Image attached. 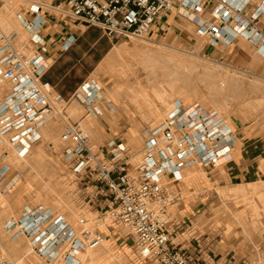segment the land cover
Masks as SVG:
<instances>
[{
	"label": "built area",
	"instance_id": "2783aa9c",
	"mask_svg": "<svg viewBox=\"0 0 264 264\" xmlns=\"http://www.w3.org/2000/svg\"><path fill=\"white\" fill-rule=\"evenodd\" d=\"M23 1L26 7L21 9L20 21L32 48L35 44L44 49L39 37L45 23L44 9L84 26H96L108 37L124 42L166 32L171 13L185 19L196 13L199 20L194 22V32L198 38L218 46L242 36L264 55V28L258 23L264 14V0H258L251 10H245L247 1L236 5L237 0ZM13 39V34L7 35L0 27V85L8 86L0 95V136L7 137L17 153L24 155L41 141L40 127L63 98L41 79L39 52L33 49L29 55L20 53L13 47ZM70 43V39L64 40L62 48L67 49ZM93 85L91 81L90 85L84 82L80 86L88 98ZM81 101L96 116L115 111L102 95L93 93L88 101ZM233 136L232 128L217 110H206L198 102L175 100L166 118L147 130L141 160L133 168L127 163L130 147L123 141L113 143L106 153L94 152L78 124L65 119L59 138L67 145L68 170L84 190L91 187L92 195L110 202L105 204L107 209L99 220L107 216L113 224L130 228L141 260L153 264H215L216 255L198 237L184 245L171 240L175 229L169 208L179 197L173 184L184 178V169L194 164L217 165L233 150ZM8 171L9 164L2 163L0 178ZM92 195L85 198L93 204ZM46 210L24 207L18 219L8 220L5 225L11 238L25 236L41 260H54L60 246L66 244L64 262L78 264V251L92 250L110 240L88 227L78 233L67 220L52 217ZM85 222V218L80 219L81 224ZM0 264L13 263L0 259Z\"/></svg>",
	"mask_w": 264,
	"mask_h": 264
},
{
	"label": "rangeland",
	"instance_id": "374dc122",
	"mask_svg": "<svg viewBox=\"0 0 264 264\" xmlns=\"http://www.w3.org/2000/svg\"><path fill=\"white\" fill-rule=\"evenodd\" d=\"M16 1L20 7L22 6L21 8L26 7L24 1ZM2 3H4L3 0H0V7ZM183 18L180 16V21L172 20V24L166 32L158 35L150 34L145 38L160 40L169 46L193 52L195 56L190 53L183 54L186 57L184 59H194L197 64L202 66L208 64L215 68L214 73H205L204 70L202 71L203 68L201 69L202 66L195 65V69L188 59L185 60L187 65L185 62L179 65V62H175V59L180 56L178 52L174 53L177 58L173 56L172 62L170 59H168L169 61L166 59V63L163 62L164 60H161L162 63L159 61L161 65L158 61L156 64L154 63L156 61H149L142 53H135V55H131V58H115L116 56L111 57L110 54L87 81L95 80L102 89L106 90H111L114 83H117L116 92L119 93L117 103L105 94L104 89L102 96L109 100L116 110V113L111 116L114 118L120 115L125 116V120H128L129 126L133 128L132 131L129 130V127V132L125 130V134L122 135H104L102 131L100 132L99 120L106 116L94 117L87 111L86 104L79 98L70 101L64 100L56 105L62 109L61 113L65 120L78 124L79 128L84 131L92 151L100 152L98 145L104 144L105 137L117 138L116 142L121 140L130 147L127 163L129 168H133L141 160L140 153L147 130L166 118L175 100L171 102L172 106L169 109H164V106L167 105L171 97L176 95L187 97L180 99L183 103L198 102L206 110L217 109L227 121L232 118L231 121L233 120V128L238 139V132L240 136L247 138L264 136V59L251 53L245 45V47H239L240 50L243 49L242 52L239 51L240 55L235 54V50L231 52V50L222 51L223 49L218 50L215 54L214 52L209 54L206 47L203 49L204 40L195 35L194 23ZM180 22L187 25L181 26ZM23 31H25V39L20 46L22 49L20 53L29 55L32 53V47L28 42L30 37L25 29ZM134 40L138 41L140 38ZM134 40L123 42L122 45L131 47ZM138 80L141 83V88L137 84ZM159 81L165 85L163 91L157 89ZM2 88L7 90L8 86L5 85ZM156 91L161 93V97L156 100L157 108L153 97ZM70 105L73 107L69 108ZM87 120L91 123H88ZM105 123L112 125L107 120ZM44 125L49 126V130H53L54 133L49 132L48 135H45L42 128ZM63 125L64 120L53 111L40 127L41 141L34 144L23 155L27 159L34 157L39 161L36 160L34 164L29 160V163L25 164L26 166H22L23 168H16L11 163L6 176L0 178V257L7 259L3 254L2 246H5L9 252H16L19 249L20 252L26 251L25 253H27L32 250L23 235L11 238V233L7 232L5 227L8 220L20 217L24 207H30L33 209L45 208L49 214H52V217L61 216L78 233L83 227L94 231L101 230L104 226L113 227L121 241L115 242V239L111 238L101 246L88 250L90 253L99 254L98 258L101 264H153L150 261L141 260L137 256L134 236L131 234L130 228L113 224L107 216L103 221L99 220L107 208L101 209L100 206H103L104 202L99 206L88 203V198L85 196L92 195L93 188L89 187L84 190L78 179L68 170L66 164L68 157L65 152L67 145L62 143L59 138ZM3 141L12 151L9 141L7 142V139ZM112 145L111 142L108 147L111 148ZM235 147L236 150L239 149V141ZM7 153L8 151L0 156V165L6 163ZM227 158L228 156L224 159ZM259 168L264 171V159L260 160ZM219 169L221 170L222 167ZM186 170H184V178L192 176L198 179L202 176L198 172L191 173L188 169ZM197 170L200 169L197 168ZM14 175L19 180L13 187L5 191V184H8L7 182ZM192 193L195 194L193 201L196 212L186 221L183 235L179 236L176 242L183 241L188 244L191 238L198 237V240L207 244V249L214 252L216 260L226 256L237 264H264V175L256 182L216 187L198 195L195 191ZM47 196L49 199L45 198ZM52 198L57 201L54 200L55 204L52 203ZM97 198L100 201L105 199L100 195ZM58 203L60 206H65L64 211H60ZM105 203L110 204L108 201ZM52 205L55 207L53 208ZM81 218H85V224L80 223ZM15 242L18 243L12 249V244ZM121 242L122 244H120ZM127 246L130 248L128 251L125 249ZM67 248L68 245H65L60 249L61 254L56 264L64 262L62 254ZM9 254L15 262L20 256V253L15 256ZM32 256L39 264H47L33 251L26 255L28 259H31ZM210 262L212 263V261Z\"/></svg>",
	"mask_w": 264,
	"mask_h": 264
},
{
	"label": "crops",
	"instance_id": "0c3cea01",
	"mask_svg": "<svg viewBox=\"0 0 264 264\" xmlns=\"http://www.w3.org/2000/svg\"><path fill=\"white\" fill-rule=\"evenodd\" d=\"M246 1L245 10H251L258 2V0H237L236 5L243 4ZM45 2L47 4H52L55 0H45ZM43 15L45 23L39 30V37L43 40L44 49L41 50V46L35 44L33 45L34 48H32V50L36 49V51L39 52L38 60L43 68L41 79L49 82L54 87L55 91L61 95L63 100L70 101L74 98H79L77 91L81 84L89 80L102 61L108 58L114 48L122 45L124 41L108 37L96 26H84L68 17L53 13L48 9L43 10ZM169 16L171 21L168 23V28H170L172 20L180 21V14L175 15L171 13ZM191 18L188 20L193 23L199 20V18H193V20ZM258 23L264 28V14L258 18ZM181 24V26L187 25L186 23ZM66 39H70L71 43L67 49H63L62 44ZM244 45L249 48L251 53L264 59V55L260 54L259 51L242 36L237 37L231 42H222L218 46H213L207 41H204V44H202L203 49L206 47L208 49L207 52H210L209 54L213 52L215 54L218 50L223 49L222 51L231 50V52L235 50V54L238 55H240L239 51L242 52L243 50H240L239 47H245ZM91 81L95 82V80ZM114 113H116V110L113 113L106 112L103 114L106 117H101L99 120L101 124L100 132L102 131L104 135H122L125 134V130L128 132L129 130L132 131L133 128L129 126L130 122L125 120V116L123 117L120 115L114 118V116H111ZM90 114L96 118H100L92 113ZM106 120L110 121L112 125H107L105 123ZM228 125L234 132L232 139L233 150L228 155V158H223L215 166H199L203 174L198 179L188 176L173 184L175 191L179 195L178 199L169 208L170 220L175 229V236H171V240L173 242L175 240V243L181 242L182 245L185 244L183 241L176 242V239L183 235L182 233L185 230L186 221L196 212L193 201V195L195 194L192 193L193 191L198 195L201 192L216 187L256 182L264 175V171L259 168L260 160L264 159V136H251L247 138L246 136H240L238 132V139L234 128L229 123ZM116 139L117 138L110 139L105 137L103 140L104 144L98 145L100 151L106 153L109 149L108 145L111 142L115 143ZM237 141H239L238 150L235 149ZM194 165L184 170L188 168L191 169ZM220 167H222L221 170L219 169ZM5 189L7 190L9 188L5 187ZM91 200L93 205L96 206L102 205V202H104V205L100 206L101 208L106 204L105 200L100 201L95 195L91 196ZM98 231L110 239L114 238L115 242L121 241L117 231L113 230L111 226H104V228ZM16 243L18 242L12 244V249ZM120 244H122V242ZM125 249L128 251L130 248L127 246ZM9 253L15 256L20 253V250L18 249L16 252L10 251ZM214 263L237 264L226 256L220 257L217 260L215 259Z\"/></svg>",
	"mask_w": 264,
	"mask_h": 264
},
{
	"label": "bare ground",
	"instance_id": "6f19581e",
	"mask_svg": "<svg viewBox=\"0 0 264 264\" xmlns=\"http://www.w3.org/2000/svg\"><path fill=\"white\" fill-rule=\"evenodd\" d=\"M23 1V0H22ZM3 2L4 3H2V5H1V7H0V27H1V29L7 34V35H9V34H13L14 35V39H13V41H12V45H13V47H15L17 50H22V49H20V46L23 44V41H24V32L25 31H23V29H24V27L22 26V23H21V21H20V12H21V7H20V5H18V2L16 1V0H3ZM21 2V1H20ZM190 17H192V18H199V15L198 14H196V13H193V14H191L190 16H189V18ZM183 18V17H182ZM188 20V19H187ZM190 22V21H189ZM193 23V22H192ZM191 23V24H192ZM9 33V34H8ZM27 35V34H26ZM26 35H25V37H26ZM27 40V39H26ZM135 41V40H134ZM175 52H178L179 54H180V56L177 58L175 55H174V53ZM135 53H142V54H144V56H146V58L149 60V61H152V62H154V61H156V62H154L155 64L156 63H158L159 61H163L164 63H166L165 62V60L167 59V61H169L168 59H170V61H171V59L173 58L174 59V57L173 56H175L177 59H175V62H179L178 64L180 65H182V62L184 63L185 62V60L187 61V59L189 60V62L191 61L192 62V65H193V67H195V65L196 66H199V67H201L202 65H200V64H197V62H195L194 61V59H190V58H187V59H184V58H186V57H184V55L183 54H186V53H190L191 55H193L194 53L193 52H187V51H185V50H183V49H180V48H176V47H172V46H169L168 44H165L164 42H162V41H160V40H153V39H147V38H145V37H141L140 38V40H138V41H135L133 44H132V46L131 47H126V45H120V46H118V47H116V48H114V50L111 52V57H115V58H119V57H121V58H123V57H130L131 58V55H135ZM177 53V54H178ZM176 54V53H175ZM178 54V55H179ZM193 56H195V55H193ZM198 57V56H197ZM202 58V57H201ZM209 59V58H208ZM210 61H212L211 59H209ZM158 61V62H157ZM162 61H161V63H162ZM172 62V61H171ZM191 62H190V64H191ZM153 63V64H154ZM177 63H175L176 65H177ZM152 64V65H153ZM159 64H160V62H159ZM175 64H173V65H175ZM185 64L187 65V62H185ZM184 64V65H185ZM189 64V63H188ZM206 64V63H205ZM161 65V64H160ZM167 65V64H166ZM183 65V66H184ZM213 65V64H212ZM145 66V65H144ZM164 66V65H163ZM178 66V65H177ZM189 66H191V65H189ZM215 66V65H214ZM165 67V66H164ZM172 67V66H171ZM192 67V68H193ZM173 68H174V66H173ZM179 68V67H178ZM191 68V69H192ZM203 68V69H202ZM194 69V68H193ZM195 69H196V67H195ZM201 69H202V71L204 70V72L206 73V72H209V73H214L213 71H214V69L215 68H212L210 65H204V66H202L201 67ZM197 70H198V67H197ZM239 72V71H238ZM243 72V71H242ZM240 73V72H239ZM222 74V73H221ZM224 74V73H223ZM252 74V73H251ZM229 81H230V79H229ZM231 81H232V79H231ZM86 83L87 84H89L90 85V83H91V81H86ZM117 83L115 82L114 83V85H113V88L111 89V90H106L105 88H103L104 90H105V94L108 96V97H110L112 100H113V102H115V103H117L118 102V100H119V93L118 92H116V85ZM137 84H139V88H141V83H140V81L138 80L137 81ZM5 86V84H2V85H0V93L2 94L3 93V89L4 88H2V87H4ZM93 87H94V89H92L91 91H90V93H91V95L89 96V98L87 97V94H86V92L80 87L79 89H78V91H77V94H78V96H79V98L81 99V100H85V101H88L90 98H92L93 97V93H95V95L97 94V95H102V88H101V86H100V84H98V83H95L94 82V85H93ZM159 88H157L159 91H160V89L163 91L164 89L163 88H165V85L162 83V82H160L159 81V86H158ZM98 88V89H97ZM207 90V89H206ZM208 92V91H207ZM134 93V92H133ZM202 94V93H201ZM204 94V93H203ZM206 94V93H205ZM137 95V94H136ZM212 96V95H211ZM153 97H154V99H155V107L157 108L158 107V103L156 102V100L158 99V98H160L161 97V93L160 92H155L154 94H153ZM213 97V96H212ZM185 98H187L186 96L185 97H183L182 95H179V96H174V97H171V99L168 101V103H167V105L166 106H164V109H169V107H171L172 105V103L171 102H173L174 100H180V99H185ZM214 98V97H213ZM64 101V100H63ZM149 101H151V100H149ZM79 104V103H78ZM73 106L72 105H70L69 106V108H72ZM218 108H219V106H218ZM148 109L150 110V107H148ZM171 109V108H170ZM72 110V109H71ZM70 110V111H71ZM217 110V109H216ZM61 111H62V109L61 108H59V107H56L55 108V112L56 113H58L59 114V116L64 120V118H63V116L64 115H62V113H61ZM217 112H218V114H219V116L223 119V120H225V122H227V123H229L232 127H233V124H232V121H231V119L232 118H230L229 116V118H230V121H227V119L225 118V116L224 115H222L221 114V112L220 111H218L217 110ZM230 113V112H229ZM228 113V114H229ZM230 114H232V113H230ZM229 114V115H230ZM222 116H224V117H222ZM231 116V115H230ZM228 118V119H229ZM88 121V123L90 122L89 120H87ZM91 123V122H90ZM49 126H47V125H44L42 128H43V132H44V134L45 135H48L49 134V132L50 133H52L53 132V130H49V128H48ZM53 129V128H52ZM54 133V132H53ZM6 140L7 139V142H8V138L7 137H5V136H0V156L3 154V153H5V152H7L8 151V153L6 154V156H5V161H6V163L8 162V164L10 165L11 163H12V165L14 166V167H16V168H20V167H22V166H24L25 164H27V163H29V160H30V163L32 162V163H36V160H38V159H35L34 157H30V158H26V156H23V155H19L18 153H17V151H16V153H15V149H14V151H13V147L11 146V144L9 143V145L12 147V151L14 152H12V151H10L11 149H9L10 147L3 141V140ZM141 154V153H140ZM39 161V160H38ZM26 166V165H25ZM29 166H31L30 164H29ZM32 167H34L33 165H32ZM32 167H30V168H32ZM23 168V167H22ZM197 168H199L200 170H197ZM188 170L189 171H191V173L192 172H198V173H200L201 175L203 174V171L201 170V168L199 167V165L198 164H195L194 166H192V168L190 169V168H188ZM187 171V170H186ZM188 172V171H187ZM19 180V178L18 177H16V175H14V177H12L10 180H9V182H7L8 184H5V187L6 188H10V187H13L15 184H16V182ZM219 188V187H218ZM5 191H6V189H5ZM2 193H3V191H2ZM49 196H47V197H45L46 199L48 198ZM49 199V198H48ZM60 199V198H59ZM51 200V199H50ZM49 200V202H51ZM54 200H55V198H54ZM54 200H53V198H52V203L53 204H55L54 203ZM45 202V201H44ZM55 202H57L56 200H55ZM59 202V201H58ZM51 203V204H52ZM60 204H61V202H59ZM58 203V208L60 209V211L62 212V211H64V207L65 206H60V204ZM63 203V202H62ZM52 207L54 208L55 207V205H52ZM51 210V209H50ZM61 217V216H60ZM95 217V216H94ZM92 218V217H91ZM107 218V217H106ZM93 221V220H92ZM25 237V236H24ZM25 239H26V237H25ZM66 244H63L62 246H60V248H59V253H58V255L54 258V260H52V261H50V262H46L47 264H56L57 262H58V260H59V256H60V254H61V248L63 247V246H65ZM29 248H32V247H30L29 246ZM2 250H3V254L5 255V257L7 258L6 260H9V261H11V263H13V264H39L36 260H35V258L32 256V258L30 259H28L27 257H26V255L28 254V253H31L32 252V250H29V252H27V253H25L26 251H21L20 252V256L16 259V262L12 259V257L10 256V254H9V252L6 250V248L4 247V246H2ZM98 256H99V254H97V253H93V252H89L88 250H80V251H78L77 252V254H76V258H77V260H78V264H101V261L99 260V258H98ZM0 259L2 260V258L0 257ZM66 263V262H65ZM64 262L62 263V264H65Z\"/></svg>",
	"mask_w": 264,
	"mask_h": 264
}]
</instances>
